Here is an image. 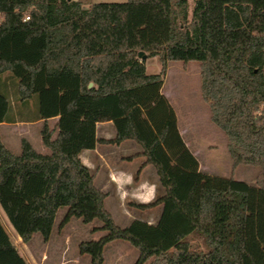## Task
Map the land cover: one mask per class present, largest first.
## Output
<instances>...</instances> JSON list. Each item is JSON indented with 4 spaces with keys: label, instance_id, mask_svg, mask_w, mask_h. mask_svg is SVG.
Returning a JSON list of instances; mask_svg holds the SVG:
<instances>
[{
    "label": "trees",
    "instance_id": "obj_1",
    "mask_svg": "<svg viewBox=\"0 0 264 264\" xmlns=\"http://www.w3.org/2000/svg\"><path fill=\"white\" fill-rule=\"evenodd\" d=\"M139 51L158 56V73H146ZM168 61L199 63L210 120L233 167L258 168L255 184L200 171L161 92ZM38 120L48 153L22 138L16 155L0 138V208L23 243L47 242L65 207L59 228L100 222L103 235L78 245L90 264L116 241L137 251L133 264H264V0H0V123ZM104 121L114 138L96 137ZM124 140L140 145L164 188L135 205L162 204L154 224L118 226L79 158ZM0 264H28L1 222Z\"/></svg>",
    "mask_w": 264,
    "mask_h": 264
},
{
    "label": "rangeland",
    "instance_id": "obj_2",
    "mask_svg": "<svg viewBox=\"0 0 264 264\" xmlns=\"http://www.w3.org/2000/svg\"><path fill=\"white\" fill-rule=\"evenodd\" d=\"M82 7L86 8L97 2H124L126 0H78ZM146 73H158L161 62L158 56H148L144 59ZM200 65L197 61L183 63L181 61H168L161 91L171 101L179 116V124L183 130V136L189 144L190 151L196 154L201 171L222 177H232L248 184H255L258 168L252 165L239 164L235 167L228 154L225 134L210 120V110L201 96ZM15 109V106H14ZM55 120H49V128H54ZM40 126L25 123L22 126L0 128L3 140L7 142L10 151L20 153V141L22 138L31 141L34 149L40 153L47 150L41 143ZM66 208H60L53 225L51 241L45 248L47 258L40 259V247L33 246L35 257L28 255V264H86V254H80L78 245L80 242L96 240L100 230H94L100 226L98 220L83 223L81 219L71 218L62 228L59 222L63 218ZM0 222L9 236L15 232L0 208ZM63 229V231H62ZM99 236V237H98ZM195 250H205L200 238H189ZM39 251V252H38ZM137 251L127 242L116 241L107 244L103 252V264H133L137 258Z\"/></svg>",
    "mask_w": 264,
    "mask_h": 264
},
{
    "label": "crops",
    "instance_id": "obj_3",
    "mask_svg": "<svg viewBox=\"0 0 264 264\" xmlns=\"http://www.w3.org/2000/svg\"><path fill=\"white\" fill-rule=\"evenodd\" d=\"M162 94L167 98L173 107L168 96L163 92ZM174 111L176 114L179 133L186 146L189 148V144L184 139L183 130L179 124V116L175 109ZM49 120H55L54 122H56L57 117L48 119L47 124L49 123ZM25 123H31V125L36 126L38 125L41 128L43 121L38 120L35 122L0 123V128L2 126L14 128L16 126H22ZM55 134L56 130L54 131L53 136H55ZM114 136L115 127L111 121L96 123V137L98 139H112ZM0 138L3 144L8 146L6 140H3L4 138L1 131ZM28 141L31 143L30 140ZM45 149L47 150L46 153H48V149ZM141 152L142 149L140 145L135 141L124 140L118 144L97 142L94 148L82 150L79 154V158L82 163L94 175V185L100 191L105 193V209L111 214L114 222L120 227L127 226L135 219L154 224L157 222L162 211V204H156L148 208H138L135 206L136 204L150 203L156 198L162 196L164 193V188L160 184L155 168L151 164L143 165L145 157L141 154ZM13 153L16 155L19 154L17 152ZM192 154L196 157L194 152H192ZM196 159L198 160L197 157ZM198 163L201 171V164L199 160ZM103 233V231H99V236L103 235ZM52 235L53 228L47 242H44L39 234H34L32 239L27 243H23L16 233L13 237L10 236V239L17 248L18 252L28 262V255L35 257L33 246H36V244L40 247V252L38 251L41 254L40 259L45 260L47 258V251H45V248L51 241ZM85 258V261H87L86 264H89V258Z\"/></svg>",
    "mask_w": 264,
    "mask_h": 264
},
{
    "label": "water",
    "instance_id": "obj_4",
    "mask_svg": "<svg viewBox=\"0 0 264 264\" xmlns=\"http://www.w3.org/2000/svg\"><path fill=\"white\" fill-rule=\"evenodd\" d=\"M137 57L139 59L144 60L146 58V54L143 51H139ZM91 85H92V83H89V86H91Z\"/></svg>",
    "mask_w": 264,
    "mask_h": 264
},
{
    "label": "built area",
    "instance_id": "obj_5",
    "mask_svg": "<svg viewBox=\"0 0 264 264\" xmlns=\"http://www.w3.org/2000/svg\"><path fill=\"white\" fill-rule=\"evenodd\" d=\"M28 17H25V19H27Z\"/></svg>",
    "mask_w": 264,
    "mask_h": 264
}]
</instances>
